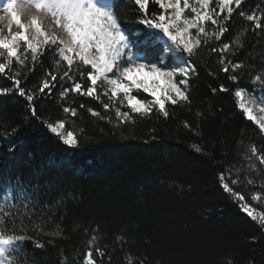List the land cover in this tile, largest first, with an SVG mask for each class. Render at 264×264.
<instances>
[{"label": "trees", "instance_id": "trees-1", "mask_svg": "<svg viewBox=\"0 0 264 264\" xmlns=\"http://www.w3.org/2000/svg\"><path fill=\"white\" fill-rule=\"evenodd\" d=\"M241 8L264 12V0H246ZM123 11L125 26L142 33L133 39L143 42L148 30L133 23L139 15L136 6L128 0ZM160 11L155 3L149 4V15ZM238 13H233L229 31L220 41L213 39L191 58L198 73L190 81L191 103L166 105L167 118L154 110L150 118L136 117L134 124L116 126L115 112H105L94 97L69 93L61 100L60 92L70 82L59 76L51 95L41 96L38 87L44 73H62L66 67L61 63L55 68L56 57L47 53L39 58L34 72L24 75L27 69L22 70L21 87L36 92L33 103L41 120L67 119L66 127L72 126L80 140L78 148L64 146L30 114L24 97H0V196L10 181L13 196L19 197L17 179L38 194L28 231L45 248L34 249L25 242L29 264H60L62 256L68 264H81L96 226L98 246L107 253L103 264H109L108 256L111 264H126L129 253L133 264L145 257L144 264H227L229 259L232 264H264V229L241 210L218 180L229 165L234 166L233 178L240 168V183L233 187L255 211L264 212V166L257 162L259 172L250 171L243 159L252 144L264 147V134L245 118L234 95L238 88L264 91V85L253 83V77L264 72V32L251 31L252 23ZM185 15H191L190 11ZM207 27L212 28L210 22ZM236 35L243 48L228 58L243 61L245 67L225 73L219 53L209 49ZM231 75L238 76V81H232ZM76 80L85 88L90 83L86 77L81 81L78 74ZM11 85V80L0 76V87ZM221 85L228 91H219ZM133 95L152 100L143 92ZM101 100L109 102L107 97ZM80 104L85 108H79ZM65 105L76 107L77 117L64 113ZM87 108L111 117L112 122L91 116ZM185 122L191 127L186 128ZM13 128L17 131L8 135L5 129ZM194 145L202 151L196 152ZM245 176L254 183L249 185ZM257 192L260 200L252 201L251 195ZM45 203L52 207L41 211ZM24 220L29 223L27 217ZM56 232L61 235L53 237ZM121 236L123 244L117 239ZM53 239L54 245L49 243Z\"/></svg>", "mask_w": 264, "mask_h": 264}, {"label": "snow or ice", "instance_id": "snow-or-ice-1", "mask_svg": "<svg viewBox=\"0 0 264 264\" xmlns=\"http://www.w3.org/2000/svg\"><path fill=\"white\" fill-rule=\"evenodd\" d=\"M245 2L246 0H192L191 3L190 0H131L139 13L133 23L143 25L148 30L147 38L140 42L133 38L142 33L125 26L128 21L123 9L128 0H6L0 8L3 13L0 14V76L11 80L12 85L0 87V97L13 94L24 97L28 101L30 114L41 120L33 103L36 92L26 91L21 87V77L25 68L27 73L24 75L34 72L39 58L47 53L56 57L53 61L55 68L58 69L61 63L66 67L62 73L52 70L44 73L38 87L41 96L51 95L59 76L60 80L70 82V86L60 92L61 100L69 93L94 97L102 103L105 112H115L116 126L134 124L136 117L150 118L154 110L167 118L169 111L166 105L191 103L190 81L194 75H198L191 58L198 55V50L207 47L213 39L221 40L229 31L228 22L236 10H239L241 17L252 23L251 31L264 32V12H245L241 8ZM150 3L158 5L161 11L149 15ZM186 11H190L191 15L186 16ZM209 22L211 29L207 27ZM247 31L248 29H244L245 33ZM149 42L152 50L144 47ZM241 48V37L236 35L225 40L219 47L213 46L209 51L219 53L222 71L229 73L230 70L235 72L245 67L243 61L233 62L228 58L239 54L238 49ZM14 64L16 67H13ZM82 67H87L89 71L84 73L81 71ZM77 74L81 81L86 77L90 82L86 88L76 80ZM229 78L234 82L238 81L236 75ZM253 83L264 85V72L257 73L253 77ZM98 87L101 89L99 92ZM134 89L142 90L153 99L149 101L133 95ZM212 91L215 93L217 90ZM219 91L226 92L228 89L221 85ZM234 95L240 101L238 106L245 118L253 121L264 134V96L256 97L254 92H249L245 102L246 90L243 88L236 89ZM101 96L107 97L109 102L104 103ZM254 107L259 108V118L254 114ZM79 108L83 109L85 105L80 104ZM124 108L128 111H123ZM62 110L72 118L78 115L77 108L70 105L63 106ZM87 111L93 117L112 122L111 117H104L93 108H87ZM41 123L64 146L79 147L77 133L72 126L66 127L67 119L41 120ZM184 126L191 127L187 122ZM5 131L11 135L17 129ZM194 148L196 152L202 151L198 145H194ZM243 159L247 161V169L258 173L257 162L264 166V147L258 149L252 144ZM233 167L229 165L219 174V183L241 210L264 229V212L257 214L246 201L245 195L233 187L240 183V168L236 169L233 178ZM245 179L249 185L254 183L250 176H245ZM15 183L20 188L19 197L13 196L10 181L6 193L0 196V264H29V249L25 242L31 243L34 249L45 248V244L35 235H29L28 231L32 216L37 211L38 194L26 189L20 179ZM260 198L259 192L251 195L252 201ZM50 207L52 206L45 203L41 211ZM20 209L24 211L21 212ZM24 217H27L29 223H25ZM34 227L43 231L38 224ZM92 231L81 264H103L107 255L105 249L98 246V226ZM51 235L55 237L61 233ZM117 239L121 244L125 242L122 236ZM49 243L54 245V239L49 240ZM145 259L147 258L139 259V264H144ZM108 261L111 264L110 256ZM125 262L133 264L131 253L125 257ZM60 264H68L66 256L61 257ZM227 264H232L231 259Z\"/></svg>", "mask_w": 264, "mask_h": 264}, {"label": "rangeland", "instance_id": "rangeland-1", "mask_svg": "<svg viewBox=\"0 0 264 264\" xmlns=\"http://www.w3.org/2000/svg\"><path fill=\"white\" fill-rule=\"evenodd\" d=\"M6 2V0H0V8H2L3 4ZM107 2V0H106ZM0 14H3L2 12H0ZM144 47H151V42H149V45H146ZM149 80L151 78H148ZM161 88H163V83H161ZM133 92H143L142 90H136L134 89ZM254 92V95L256 97H260V96H264V91H253ZM144 93V92H143ZM247 93H249V91L246 90V95H245V102L247 101ZM159 94V92H158ZM146 96H149L147 93H145ZM151 97V96H149ZM151 99H153V97H151ZM237 100V103L239 104V100L238 98H236ZM240 109V108H239ZM123 111H127V108H124L122 109ZM241 110V109H240ZM242 111V110H241ZM254 114L257 115V117L259 118L260 117V113H259V108L258 107H254ZM253 122V121H252ZM254 123V122H253ZM255 124V123H254ZM256 125V124H255ZM257 126V125H256ZM258 127V126H257ZM257 214H259V212L255 211Z\"/></svg>", "mask_w": 264, "mask_h": 264}]
</instances>
